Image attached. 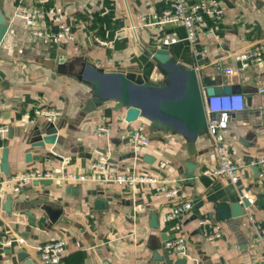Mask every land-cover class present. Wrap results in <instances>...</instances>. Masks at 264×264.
Here are the masks:
<instances>
[{"label": "crops", "instance_id": "crops-1", "mask_svg": "<svg viewBox=\"0 0 264 264\" xmlns=\"http://www.w3.org/2000/svg\"><path fill=\"white\" fill-rule=\"evenodd\" d=\"M218 1L223 15L217 22L206 17L195 59L185 26L150 24L172 7V0H0V26L7 22L0 42V126L8 127L0 135V182L32 168L85 171L92 161L106 158L118 171L160 173L167 187L180 189L170 198L155 184L53 181L30 183L18 192L0 184V238L24 237L29 254H20L16 243L0 245V264H39L36 245L53 235L67 240L63 264H196L195 258L201 264H261L264 248L254 227L264 226L261 170L244 166L237 188L225 177L211 176L206 137L196 140L197 167L191 178L185 176L188 141L208 133L177 108L186 95L190 70L209 75L213 87H239L246 96V108L229 119L226 142L232 159L246 165L264 152V58L242 70L229 59L238 74L217 68L236 51L264 47V0ZM34 6L51 12L47 36L15 16L18 8ZM59 22L71 27L70 40L53 37ZM166 36L175 42L169 43V62L162 64L154 52ZM128 72L143 77L144 84L128 81ZM95 96L101 104L90 103ZM128 99L142 107L133 121L127 119ZM165 99L168 116L160 113ZM38 105L61 111L54 134L34 115ZM159 114L160 123H154ZM140 123L150 144L134 152L128 137ZM101 126H108L107 132ZM38 141L44 145L37 146ZM5 149L8 172L3 168ZM240 196L247 204L243 215L220 220L222 236L206 240L198 219H215L211 216L217 203L236 202ZM98 198L106 199L107 207L96 208ZM188 199L194 202L191 211L166 219L170 208ZM181 232L193 259L164 245L166 238Z\"/></svg>", "mask_w": 264, "mask_h": 264}, {"label": "built area", "instance_id": "built-area-1", "mask_svg": "<svg viewBox=\"0 0 264 264\" xmlns=\"http://www.w3.org/2000/svg\"><path fill=\"white\" fill-rule=\"evenodd\" d=\"M50 10L34 6L28 8H18L15 16L23 21L27 26L33 28V31L41 36H47V23L50 21ZM223 15L218 0H198L191 2L190 0H172V7L163 12L156 21L150 23L156 24H181L187 30V39L191 43L195 59L200 56L197 49V39L199 33L207 27V16H212L217 22ZM58 29L53 33V37L60 41H68L72 38V30L69 25L63 22L57 23ZM164 43L169 44L175 42L171 36H166ZM239 62V69H245L253 63L261 62L264 58V47L258 45L254 48L236 51L231 57L217 63V68L227 74H238L240 71L235 67L234 62ZM203 108L207 120V131L210 135L209 154L213 160L209 174L214 177H225L226 180L235 188L238 187L241 179V170L244 166H255L264 174V152L250 160L248 164H242L232 159L230 148L226 142V133L228 131L229 119L231 114L243 111L246 108V96L241 92H222L212 95L205 94L202 97ZM61 111L55 108L38 105L34 109V115L43 118L47 123H56ZM25 118L33 119L31 115ZM100 130L107 132L108 126H101ZM7 126H0V135L6 134ZM129 143L134 152H138L145 146L150 144V139L145 132L144 123H140L129 135ZM166 163L161 162V166ZM159 175H150L136 171H118L108 159L100 158L92 161L89 169L85 171H67L66 168L60 170H44L40 168H32L11 176L5 177L0 184L3 187L11 188L12 191L18 192L27 184L34 180L52 179L61 183H85L95 182L104 184H118L136 186L138 184H155L158 191L165 194L166 197H175L180 189L178 187H167ZM243 197L240 196L239 201L243 203ZM243 199V200H242ZM194 207L192 200H182L177 202L175 206L170 208L167 213V220L175 218L191 211ZM198 226L202 236L206 240H215L223 234V226L220 220L202 217L198 219ZM257 231L259 242L264 248V226L261 224L254 225ZM17 244L21 247V251L27 246L26 239L22 236L0 238V245ZM67 240L64 237L53 235L44 243L36 245L40 260L39 264H63V258L66 251ZM166 248L173 250L181 257L193 259V255L188 246L187 236L179 233L174 238H167L164 242ZM264 260V253H263ZM196 264H201L196 259Z\"/></svg>", "mask_w": 264, "mask_h": 264}, {"label": "water", "instance_id": "water-1", "mask_svg": "<svg viewBox=\"0 0 264 264\" xmlns=\"http://www.w3.org/2000/svg\"><path fill=\"white\" fill-rule=\"evenodd\" d=\"M7 30V22H4L0 26V42ZM154 57L161 62L162 64L168 63L170 60V50H169V44L163 43L160 45L154 52ZM125 78L132 82L134 85L142 86L144 84V78L141 77L140 75L136 74H131V73H126ZM213 80L209 75H202L200 73H197V71L190 70L188 71V78H187V90H186V95L185 97L178 103L177 108L181 116L184 115V113L187 111V115L183 116L184 118H189L190 120L193 121L195 124L194 127H197L198 129L206 128L207 129V120H206V115L205 111L203 108V102H202V95L203 93H207L208 95H212L215 93H228V92H238L240 91L239 87H230V88H216L213 87ZM123 83L121 84L122 87ZM202 85L205 88V92H202ZM90 101V103H95L96 105H99L102 103V100L100 97L95 96L93 97ZM127 119L129 121L135 120L139 114L142 112V107L140 106L139 103H136L134 101H131L128 99L127 101ZM251 100L250 98L248 99V103H250ZM172 105L175 106L177 102L171 103ZM168 105V99H165L161 102V110L160 113L162 115L168 116L169 113L166 110V107ZM158 118H162V116L156 115L153 119L154 123H160ZM47 132L50 134H54L56 132V125L54 123H47ZM210 138V135L206 133H202L201 136L197 138L190 139L187 143V152L188 155L190 156L189 160L185 163L187 167V172L185 173V176L187 178H191L192 174L191 172L197 167L196 162L194 161L195 158H197V155L200 154V151L197 148L196 145V140L199 138ZM37 146H43L44 141H38L35 142ZM210 146L207 147L206 152H209ZM7 153L8 149L4 150V164L3 168L5 172H8V162H7ZM203 153V152H201ZM31 154L28 153L26 155L27 160H30ZM52 179H41V180H34L31 183L32 186H38L39 184H45V183H52ZM107 200L106 199H101L98 198L95 201V206L96 208H103L107 207ZM247 205L245 199L243 200V203H240V201L232 202V203H226V202H221L216 204V212L215 214H212V218L214 217L215 220H227L232 217H239L243 215L244 210L243 206ZM27 215L29 216L30 223L35 226V220L33 217V213L31 211L27 212ZM215 215V216H213ZM167 239V238H166ZM24 254H23V253ZM22 255L28 256L29 254L26 252V250H22L21 253ZM229 264H240V263H229ZM261 264H264V260L261 261Z\"/></svg>", "mask_w": 264, "mask_h": 264}]
</instances>
